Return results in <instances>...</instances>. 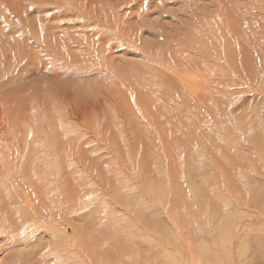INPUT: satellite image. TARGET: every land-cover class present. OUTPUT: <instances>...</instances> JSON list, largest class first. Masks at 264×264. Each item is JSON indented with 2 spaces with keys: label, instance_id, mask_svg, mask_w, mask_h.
<instances>
[{
  "label": "rangeland",
  "instance_id": "obj_1",
  "mask_svg": "<svg viewBox=\"0 0 264 264\" xmlns=\"http://www.w3.org/2000/svg\"><path fill=\"white\" fill-rule=\"evenodd\" d=\"M0 264H264V0H0Z\"/></svg>",
  "mask_w": 264,
  "mask_h": 264
},
{
  "label": "bare ground",
  "instance_id": "obj_2",
  "mask_svg": "<svg viewBox=\"0 0 264 264\" xmlns=\"http://www.w3.org/2000/svg\"><path fill=\"white\" fill-rule=\"evenodd\" d=\"M53 1H55V0H53ZM56 1H58V0H56ZM67 1V0H66ZM65 0H64V2H66ZM62 2V1H61ZM72 2V1H71ZM64 4H66V3H64ZM63 4V5H64ZM71 4V3H70ZM72 4H74V5H77V4H75V3H72ZM69 5V4H68ZM71 7V6H70ZM75 8H76V6H75ZM84 9V8H83ZM96 9V8H95ZM102 9H103V7H102ZM82 11V10H81ZM107 11V10H106ZM109 14V13H108ZM91 15V14H90ZM100 19V18H99ZM112 19V18H111ZM92 24V23H91ZM129 64V63H128ZM51 149V148H50ZM81 168V167H80ZM19 176V175H18ZM41 183V182H40ZM43 185V184H42ZM45 192V191H44ZM65 193V192H64ZM49 196V195H48ZM41 198V197H40ZM59 198V197H58ZM41 201V200H40ZM43 202V201H42ZM41 204V203H40ZM58 204V203H57ZM4 250V249H3ZM18 262V261H17Z\"/></svg>",
  "mask_w": 264,
  "mask_h": 264
}]
</instances>
